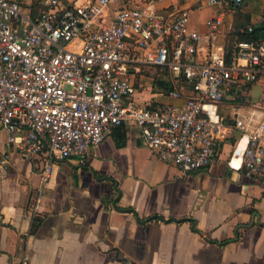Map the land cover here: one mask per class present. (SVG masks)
I'll return each instance as SVG.
<instances>
[{
	"label": "built area",
	"instance_id": "obj_1",
	"mask_svg": "<svg viewBox=\"0 0 264 264\" xmlns=\"http://www.w3.org/2000/svg\"><path fill=\"white\" fill-rule=\"evenodd\" d=\"M30 1L44 7L36 16L23 0H0V123L10 146L3 164L11 150L39 158L42 187L55 159L83 165L117 127L135 124L153 154L184 171L207 168L232 141L244 173L264 179V119L238 113L227 122L219 113L227 99L248 103L264 73V39L252 37L257 25L238 29L251 36L234 38L231 50L209 49L191 27L187 0L167 10L157 7L164 0L121 6L110 22L105 12L119 0ZM243 1H226L227 9L206 21L209 37L224 34V13ZM161 72L173 87L165 93L180 104H138L143 81Z\"/></svg>",
	"mask_w": 264,
	"mask_h": 264
},
{
	"label": "crops",
	"instance_id": "obj_2",
	"mask_svg": "<svg viewBox=\"0 0 264 264\" xmlns=\"http://www.w3.org/2000/svg\"><path fill=\"white\" fill-rule=\"evenodd\" d=\"M146 1L119 0L103 19L110 22L119 7ZM226 1L185 4L204 48L228 46L249 24L262 27L264 36V0H244L224 13V34L209 37L206 21L224 12ZM23 3L34 16L44 9ZM146 80L135 95L138 104H180ZM250 95L248 103L223 101L219 113L227 122L238 113L264 119V73ZM8 137L0 123V264H264V179L244 173L240 158H232V141L207 168L187 172L153 154L139 126L123 125L89 151L85 164L55 159L41 187L39 158L26 160L11 150L2 163Z\"/></svg>",
	"mask_w": 264,
	"mask_h": 264
},
{
	"label": "trees",
	"instance_id": "obj_3",
	"mask_svg": "<svg viewBox=\"0 0 264 264\" xmlns=\"http://www.w3.org/2000/svg\"><path fill=\"white\" fill-rule=\"evenodd\" d=\"M262 31H263L262 30V27H257L255 29V32L253 33V36L252 37L253 38H261V39H264V36L262 35ZM232 35H234L233 38H232V40L234 38H237L238 40L248 39L251 36V35H248V34H241L239 32H235ZM228 49L229 50L232 49V45L230 43L228 44ZM160 74H163V75L158 76L157 73L154 74L153 87H156V89H159V90H161L163 92H166L168 90H171L173 88L172 85L168 81H166V79L162 78V76L166 75V73L165 72H161Z\"/></svg>",
	"mask_w": 264,
	"mask_h": 264
},
{
	"label": "rangeland",
	"instance_id": "obj_4",
	"mask_svg": "<svg viewBox=\"0 0 264 264\" xmlns=\"http://www.w3.org/2000/svg\"><path fill=\"white\" fill-rule=\"evenodd\" d=\"M145 81H148V80H145ZM150 82H151V80H150ZM145 83V82H144Z\"/></svg>",
	"mask_w": 264,
	"mask_h": 264
}]
</instances>
